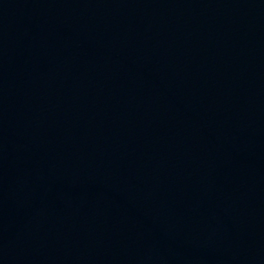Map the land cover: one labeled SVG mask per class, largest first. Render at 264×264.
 Masks as SVG:
<instances>
[{
  "label": "water",
  "instance_id": "water-1",
  "mask_svg": "<svg viewBox=\"0 0 264 264\" xmlns=\"http://www.w3.org/2000/svg\"><path fill=\"white\" fill-rule=\"evenodd\" d=\"M0 264H264V0H0Z\"/></svg>",
  "mask_w": 264,
  "mask_h": 264
}]
</instances>
